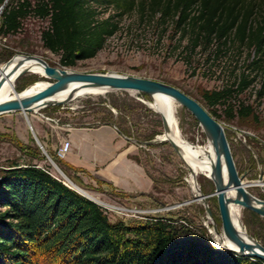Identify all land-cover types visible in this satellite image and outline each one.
<instances>
[{
	"label": "trees",
	"instance_id": "16d2710c",
	"mask_svg": "<svg viewBox=\"0 0 264 264\" xmlns=\"http://www.w3.org/2000/svg\"><path fill=\"white\" fill-rule=\"evenodd\" d=\"M134 11L165 30L189 33L191 50L202 45L222 51L232 44L248 49L243 71L203 98L217 118L219 104L231 117L254 115L251 105L233 99L259 79L257 92L264 94V0H12L0 14V35L19 32L28 17L46 19L43 46L59 54L62 65L73 66L96 56L120 30L121 18ZM13 53L6 50L0 61ZM47 151L72 178L56 152ZM147 220L111 221L101 204L38 163L12 162L0 169V264H264L200 238L179 241L172 217Z\"/></svg>",
	"mask_w": 264,
	"mask_h": 264
},
{
	"label": "rangeland",
	"instance_id": "374dc122",
	"mask_svg": "<svg viewBox=\"0 0 264 264\" xmlns=\"http://www.w3.org/2000/svg\"><path fill=\"white\" fill-rule=\"evenodd\" d=\"M5 1L6 6L12 0ZM48 23V20L35 16L26 18L19 32L7 36L0 35V54L11 50L14 52L12 56L16 53L37 55L50 65L74 71L114 72L157 79L180 87L204 103L207 108L203 93L230 84L245 68L249 55L248 49L234 44L223 48L222 51H218L216 46H213L211 51L202 45L191 50L193 47L189 33L184 37L181 30H175L173 27L165 30L163 25L157 26L153 19L143 17L138 11H134L121 18L120 30L108 39L96 56L78 60L73 66H64L60 63L59 54L43 46L41 33ZM39 81L52 82L53 79L29 71L16 80L15 87L21 91ZM18 84L25 86L18 88ZM260 88L259 79L239 97L233 99V102L241 99L251 105L254 115L243 118L236 114L231 117L226 113L223 104L217 105L216 108L220 114L218 119L225 128L237 169L240 173H245L243 180L247 189L264 199V94L259 96L257 90ZM153 102L154 95L118 89L104 94L77 95L65 104L48 105L39 111L28 113V116L32 125L36 122L44 133H48L44 139L49 144L57 141L55 147H49L53 153L59 146L58 135L48 120L38 117L40 112L55 117L61 123L92 125L112 122L120 130L123 129L126 135L141 144L140 158L154 174L156 189L151 200L155 207L139 216L126 209L109 211L103 203L101 205L106 209L110 220L124 219L133 223L139 220L148 221L147 219L152 216L166 215L176 220L179 241L200 238L224 249L216 243L209 232V227L214 230V226L222 232L217 195L207 197L206 203L194 197L193 189L187 181L190 169L171 143L168 140L148 142L163 135L165 131L163 115L154 109ZM65 106L71 108L65 109ZM177 117L180 133L184 138L195 143L208 142L207 133L189 109L181 105ZM34 131L43 144L35 127ZM43 145L47 151V147ZM48 154L60 166L53 155L49 152ZM56 155L60 160L57 152ZM12 162L38 163L48 167L54 175L63 179L36 141L23 112L0 114V169ZM60 168L62 169L61 166ZM197 182L201 194H210L216 189L215 182L203 174L197 177ZM240 207V219L245 229L264 244L262 229L264 216L258 213L260 218L256 219L247 211L251 209ZM208 208L211 209V214ZM248 224L259 232L258 236L251 233Z\"/></svg>",
	"mask_w": 264,
	"mask_h": 264
},
{
	"label": "water",
	"instance_id": "95a60500",
	"mask_svg": "<svg viewBox=\"0 0 264 264\" xmlns=\"http://www.w3.org/2000/svg\"><path fill=\"white\" fill-rule=\"evenodd\" d=\"M5 4L6 1L0 7V14L3 11ZM18 55L22 56L23 61H34L36 60V58H40L46 73L53 78V81L45 87L40 88L34 92L21 94V92L16 91L15 98L1 100L0 114L7 112L25 113L27 121L31 129L33 130L36 141L47 154L48 158L52 161L55 168L59 170L61 176L63 177V181L70 187L76 189L83 195L93 199L99 204H103L101 200L94 197L87 190L75 183L48 154L40 138L34 131L28 113L39 111L41 108L48 106L49 104H43L42 100L56 93L61 88L65 87L70 81H85L86 86L95 85L98 87H102L105 93L112 90L122 89L144 92L151 95L154 92H165L175 96L179 100V102L187 109H189L197 118L207 135L211 137L214 144L215 155L218 158V163L216 165V178L213 180L215 182L216 189L213 193L210 194L202 193L201 200L206 203L207 197L211 195H217L222 218V229L224 233L238 247H223L224 250L234 252L238 255L250 256L252 258H260L264 260V244L258 241L250 233L248 234V237L246 239H244L238 233L232 222L229 206V203L232 202L234 204H238L245 208L251 209L264 216V199L255 196L247 189L246 184L243 180L245 173H240L237 169L223 124L214 114H212V112L208 110V108L200 100L190 95L178 86L157 79L145 78L131 74L124 75L114 72H68L65 68H58L57 66L50 65L43 58L32 54L16 53L5 62L0 63V74L6 72L7 68L12 64V62ZM26 72H29V69L23 68L18 72L15 79L17 80ZM68 101L60 100L54 104L62 105ZM163 126L166 132L170 131V126L165 118H163ZM162 140L167 139L156 137V139L148 142H156ZM169 142L176 150V152H178V154L181 156L180 145L174 139H170ZM221 159H223L225 164V172L227 173L226 176L222 169V164L220 162ZM56 177L60 178L59 176ZM232 193H234V195H231ZM208 212L209 214H211L210 208H208ZM214 227L218 230L217 226Z\"/></svg>",
	"mask_w": 264,
	"mask_h": 264
},
{
	"label": "crops",
	"instance_id": "0c3cea01",
	"mask_svg": "<svg viewBox=\"0 0 264 264\" xmlns=\"http://www.w3.org/2000/svg\"><path fill=\"white\" fill-rule=\"evenodd\" d=\"M70 109V106H65ZM51 124L58 135L59 146L68 139L71 149L60 157L72 179L91 195L106 204L109 211L126 209L135 215H143L155 207L151 200L156 181L145 162L140 158L141 144L123 133L114 123L72 125L54 121L42 112L38 115ZM33 128L48 147L43 132L36 122ZM57 149L55 152H57Z\"/></svg>",
	"mask_w": 264,
	"mask_h": 264
},
{
	"label": "bare ground",
	"instance_id": "6f19581e",
	"mask_svg": "<svg viewBox=\"0 0 264 264\" xmlns=\"http://www.w3.org/2000/svg\"><path fill=\"white\" fill-rule=\"evenodd\" d=\"M23 68H28L29 71L36 73L41 77L53 79L49 74L46 73L40 58H36L34 61H23L22 56L18 55L12 64L7 68L6 72L0 74V101L15 98L16 91H18L15 87V77ZM58 68H65L68 72H74V70L67 69L66 67ZM50 83L51 82L49 81L35 82L34 84L18 92H21V94L34 92ZM85 84V81H70L65 87L46 97L44 100H42V102L43 104L53 105L60 100H71L77 95L86 93H105L102 87L95 85L86 86ZM152 95H154V102L152 103V106L157 112L163 115L162 117L168 121L170 126V131H164V134L159 135L158 138H166L168 141L170 139H174L180 145L181 157L190 169L187 181L193 189L194 197L201 200V191L197 182V177L203 174L212 180L216 178V165L218 163V158L215 155L213 141L209 135L208 142L206 144L191 142L190 140L184 138L180 133L179 120L177 117V112L182 104L175 96L169 93L154 92ZM220 162L226 176L227 173L225 172V164L223 159H221ZM231 195H234V193ZM229 206L231 219L236 230L244 239H246L249 232L245 229L240 219V205L230 202ZM213 228L214 230L209 227V232L217 244L225 248H238L237 245L232 242V240L224 233L223 229L222 232H219V230H217L215 227Z\"/></svg>",
	"mask_w": 264,
	"mask_h": 264
},
{
	"label": "built area",
	"instance_id": "2783aa9c",
	"mask_svg": "<svg viewBox=\"0 0 264 264\" xmlns=\"http://www.w3.org/2000/svg\"><path fill=\"white\" fill-rule=\"evenodd\" d=\"M50 118L53 119L54 121L57 120L55 117H50ZM70 149H71V142L70 140L66 139L63 141L62 145L57 149V154L60 157L65 156V154L69 152ZM105 207L107 206L105 205Z\"/></svg>",
	"mask_w": 264,
	"mask_h": 264
}]
</instances>
